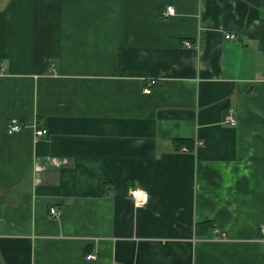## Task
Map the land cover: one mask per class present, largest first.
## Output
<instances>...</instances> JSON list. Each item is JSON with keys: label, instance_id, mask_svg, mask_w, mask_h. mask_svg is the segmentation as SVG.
Segmentation results:
<instances>
[{"label": "crops", "instance_id": "crops-1", "mask_svg": "<svg viewBox=\"0 0 264 264\" xmlns=\"http://www.w3.org/2000/svg\"><path fill=\"white\" fill-rule=\"evenodd\" d=\"M0 64V264H264V0H0Z\"/></svg>", "mask_w": 264, "mask_h": 264}, {"label": "built area", "instance_id": "built-area-1", "mask_svg": "<svg viewBox=\"0 0 264 264\" xmlns=\"http://www.w3.org/2000/svg\"><path fill=\"white\" fill-rule=\"evenodd\" d=\"M165 18H170L175 15V10L172 7H166L162 14ZM234 34L226 33L224 35V39L226 40H233L235 39ZM183 46L187 48H191L192 45L189 42H183ZM4 67L0 64V70H2ZM155 82L151 81L148 83L147 87L143 90L145 94H150L151 90L150 87L154 85ZM222 123L229 127H235L236 126V119L234 116V111L232 109H228L227 113L224 115L222 119ZM24 128V124L20 122L17 119H10L8 122V125L6 127V132L8 135H13L15 133L20 132ZM48 135V131L44 128L36 129L35 136L36 137H44ZM184 152H187V149H183ZM127 197L133 202L134 206L136 208H140L144 206L147 203L148 200V194L140 189H130L127 192ZM50 216L56 217L58 215V211L55 208H50L49 210ZM216 235H218V231L215 230L214 232ZM223 237V234H222ZM259 239L264 244V225L260 226L259 228ZM87 260H94L95 258L91 255L86 256Z\"/></svg>", "mask_w": 264, "mask_h": 264}, {"label": "trees", "instance_id": "trees-1", "mask_svg": "<svg viewBox=\"0 0 264 264\" xmlns=\"http://www.w3.org/2000/svg\"><path fill=\"white\" fill-rule=\"evenodd\" d=\"M200 225H202V224H200ZM204 226H206V227H207V226H208V225H207V223H205V224H204Z\"/></svg>", "mask_w": 264, "mask_h": 264}]
</instances>
